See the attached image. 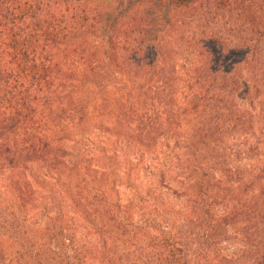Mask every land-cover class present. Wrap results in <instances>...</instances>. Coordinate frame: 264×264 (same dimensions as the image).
<instances>
[{
  "label": "trees",
  "instance_id": "16d2710c",
  "mask_svg": "<svg viewBox=\"0 0 264 264\" xmlns=\"http://www.w3.org/2000/svg\"><path fill=\"white\" fill-rule=\"evenodd\" d=\"M263 9L232 47L205 33L179 79L136 11L0 0V264H264V164L244 142L264 98ZM47 179L61 192L41 220L22 193ZM231 231L247 240L230 254Z\"/></svg>",
  "mask_w": 264,
  "mask_h": 264
},
{
  "label": "rangeland",
  "instance_id": "374dc122",
  "mask_svg": "<svg viewBox=\"0 0 264 264\" xmlns=\"http://www.w3.org/2000/svg\"><path fill=\"white\" fill-rule=\"evenodd\" d=\"M82 1L111 18L119 17L128 12L129 15H133L134 11H136L135 15L140 13L138 18L143 17L149 21L146 30L150 35V40H156L154 44L147 46L150 45L152 54L171 53L168 57H161V62L173 70L174 76L179 79L187 78L191 69L203 62L200 53L206 50L202 41L205 33L210 31L221 37L230 38L234 42L228 43V47H232L235 42H243L249 37L244 18L250 17L252 11H255L258 16L262 15L261 10H258L261 5H264V0H233L234 3L231 8L222 9L223 7H219V0H204L192 8L172 9L167 12L166 8L158 7L157 4L154 6L151 0L148 2L144 0ZM243 3L244 6L249 5L250 8H244ZM249 110L248 121L251 124L247 131L246 138L248 141L244 140V142L247 145L253 144L252 147H259L258 151L253 153V158L264 164V134L262 132L264 98L261 96ZM13 178L16 179V177ZM1 179L2 176H0ZM2 184L3 182L0 183V190H2ZM55 184L53 179H47V183L40 184V186L34 183L33 189H29L30 195L22 193L24 197L31 199L35 196L34 198L37 199L30 214H35L39 219L43 216V220L47 216H53L54 211H51L53 205H51L52 202H49L51 193L48 191L54 188L61 192V188ZM59 203V210L63 211V200ZM259 236L257 231L255 236H250V240H258ZM226 240L227 243L224 244L223 248L231 254L238 252L242 248V240L247 239L241 235L236 236L231 231L226 235Z\"/></svg>",
  "mask_w": 264,
  "mask_h": 264
}]
</instances>
